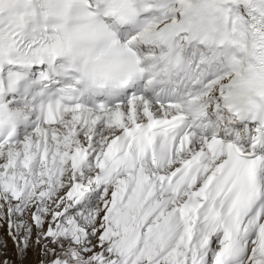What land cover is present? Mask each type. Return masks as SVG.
<instances>
[{"label":"snow or ice","instance_id":"snow-or-ice-1","mask_svg":"<svg viewBox=\"0 0 264 264\" xmlns=\"http://www.w3.org/2000/svg\"><path fill=\"white\" fill-rule=\"evenodd\" d=\"M0 232V264H264V0H0Z\"/></svg>","mask_w":264,"mask_h":264},{"label":"rangeland","instance_id":"rangeland-1","mask_svg":"<svg viewBox=\"0 0 264 264\" xmlns=\"http://www.w3.org/2000/svg\"><path fill=\"white\" fill-rule=\"evenodd\" d=\"M0 235H3V236H6V232H0ZM7 248L4 249V248H0V258H9L11 260H15L16 259V248H15V245L13 244L11 238H8L7 239ZM35 259V256L33 253H29V259L30 260H34Z\"/></svg>","mask_w":264,"mask_h":264},{"label":"bare ground","instance_id":"bare-ground-1","mask_svg":"<svg viewBox=\"0 0 264 264\" xmlns=\"http://www.w3.org/2000/svg\"><path fill=\"white\" fill-rule=\"evenodd\" d=\"M34 259V258H33Z\"/></svg>","mask_w":264,"mask_h":264}]
</instances>
